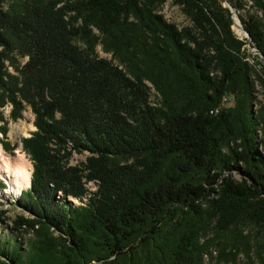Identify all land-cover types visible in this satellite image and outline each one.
<instances>
[{"label": "trees", "instance_id": "trees-1", "mask_svg": "<svg viewBox=\"0 0 264 264\" xmlns=\"http://www.w3.org/2000/svg\"><path fill=\"white\" fill-rule=\"evenodd\" d=\"M167 1L0 0V143L36 128L0 264H264V0Z\"/></svg>", "mask_w": 264, "mask_h": 264}, {"label": "rangeland", "instance_id": "rangeland-1", "mask_svg": "<svg viewBox=\"0 0 264 264\" xmlns=\"http://www.w3.org/2000/svg\"><path fill=\"white\" fill-rule=\"evenodd\" d=\"M160 12L162 13L163 17L169 21L174 23L176 26L181 27L186 24H188V19L184 16V14L181 12L178 6L174 5L170 0L165 2L163 6L160 9ZM235 16V15H234ZM235 18V17H233ZM232 31L236 36L239 38H246L245 30L243 29L242 23L238 21V23L235 22V19L233 20L232 25ZM75 43L77 45L82 46L81 41L78 39L75 40ZM248 47V45L246 46ZM95 51L99 57L111 59L110 54L105 53L101 50L100 46H97L95 48ZM251 52L252 55L256 54L253 48H249L248 50ZM26 59V58H25ZM258 99L261 100L262 97L259 94ZM150 100L155 101V93L153 90H151ZM258 106V104H256ZM10 105L3 108V114L8 122L7 124V140H8V149L3 148L2 144L0 143V148L2 149L5 157H7L10 160H16L19 155H22L24 159L27 161L28 164L31 166V172H32V162L26 152L22 149V138L29 137L31 133L36 129L33 121H34V113L31 110V107L29 105L25 106L22 110L21 118L17 119L16 121H13L9 118V112H10ZM2 124V122H0ZM0 134V140L1 139ZM88 153L82 152L81 154L76 153L72 151L68 161L67 165H75L79 164L80 162H85V157ZM233 177H238L236 173H233ZM31 180V176H30ZM30 186V183H29ZM84 186L89 191H94L96 189L93 182L88 181L84 184ZM29 188V187H28ZM28 188H22L17 196H14L13 193L7 192V184L3 177H0V236H8V237H15L17 239V242H25L31 234H26L23 231L14 232L11 231V223L12 220L15 218L16 215L22 214V211L20 208L16 205V200L18 196L20 195L22 190H26ZM3 190V191H2ZM89 195H85L83 197L82 201H79L76 198H73L71 196H66L61 193V191L57 192L56 199L61 201L63 198L66 199V201L72 205H80L84 204L87 200ZM1 211H4V213H1ZM24 215H27V213H23ZM3 238V237H2ZM219 253L216 248L211 249V256L206 255L204 258V264H229L225 260H220ZM250 259H248L245 255V252L239 253L236 259V264H249ZM251 262L252 264H257V257L253 253L251 255Z\"/></svg>", "mask_w": 264, "mask_h": 264}, {"label": "bare ground", "instance_id": "bare-ground-1", "mask_svg": "<svg viewBox=\"0 0 264 264\" xmlns=\"http://www.w3.org/2000/svg\"><path fill=\"white\" fill-rule=\"evenodd\" d=\"M234 17L235 22L238 23L236 15ZM30 176L31 166L22 155H19L16 160H10L5 157L0 148V177H3L7 184V192L17 196L22 188L29 187Z\"/></svg>", "mask_w": 264, "mask_h": 264}, {"label": "water", "instance_id": "water-1", "mask_svg": "<svg viewBox=\"0 0 264 264\" xmlns=\"http://www.w3.org/2000/svg\"><path fill=\"white\" fill-rule=\"evenodd\" d=\"M229 6V9H230V12H232V14H235L236 15V13L234 12V10L232 9V7L230 6V5H228ZM236 17H237V15H236ZM233 18V17H232ZM237 19H238V21H239V23H240V20H239V18L237 17ZM233 20H234V18H233ZM245 33H246V38L249 40L250 39V36L248 35V33L245 31Z\"/></svg>", "mask_w": 264, "mask_h": 264}]
</instances>
